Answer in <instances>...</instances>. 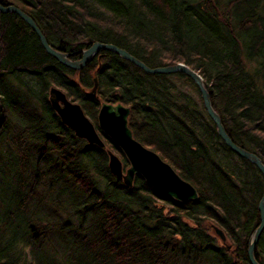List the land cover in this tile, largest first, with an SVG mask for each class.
<instances>
[{
	"label": "trees",
	"instance_id": "trees-1",
	"mask_svg": "<svg viewBox=\"0 0 264 264\" xmlns=\"http://www.w3.org/2000/svg\"><path fill=\"white\" fill-rule=\"evenodd\" d=\"M0 1L28 13L57 49L110 42L152 67H192L229 136L264 163V0ZM50 85L95 124L100 101L129 106L134 137L198 198L161 195L139 174L127 187L105 149L61 122ZM262 190L260 170L221 139L188 75L148 73L110 50L73 69L16 13L0 12V264H251ZM254 254L264 264V229Z\"/></svg>",
	"mask_w": 264,
	"mask_h": 264
},
{
	"label": "water",
	"instance_id": "water-1",
	"mask_svg": "<svg viewBox=\"0 0 264 264\" xmlns=\"http://www.w3.org/2000/svg\"><path fill=\"white\" fill-rule=\"evenodd\" d=\"M12 11L23 19L36 33L41 45L47 53L55 57L62 64L73 69L84 67L87 62L100 50H110L117 53L134 65L140 67L148 73H176L183 72L188 75L197 86L202 98L203 106L207 114L213 120L216 131L233 151L246 158L256 165L263 178V190L258 201L259 222L254 228L247 245V257L251 264H261L255 257V247L264 229V163L254 152L242 147L232 140L227 133L218 112L213 108L210 94L204 85L202 76L198 71L183 62H175L165 65L149 66L140 58L136 57L128 50L114 43L93 41L88 47L74 52L63 51L50 45L45 35L42 33L34 19L13 3H2L0 1V12ZM80 53L77 58H72L73 54ZM97 79L94 77V84L90 92L96 93ZM48 99L53 110L59 116L61 122L71 128L74 134L84 139L88 144H94L106 150L108 155V168L110 172L122 182L131 187L136 174L141 175L144 180L161 195L170 196L177 201L196 200L198 193L195 186L184 179L174 167L165 161L155 150L145 146L134 137L132 129L128 124L130 107L121 102H109L102 100L96 115V125L85 114L83 107L77 101L70 99L64 90L55 85L48 88ZM98 129L106 134L123 152L128 165L124 168L123 161L119 155L108 148L101 137ZM214 231L219 239L225 243L226 249L230 244L226 241L224 231L216 224H213Z\"/></svg>",
	"mask_w": 264,
	"mask_h": 264
},
{
	"label": "rangeland",
	"instance_id": "rangeland-1",
	"mask_svg": "<svg viewBox=\"0 0 264 264\" xmlns=\"http://www.w3.org/2000/svg\"><path fill=\"white\" fill-rule=\"evenodd\" d=\"M24 79L25 80H31V78L28 76H25L24 77ZM185 88L189 91V92H191L192 91V87L191 86H189L188 84H186L185 85ZM109 147V146H108ZM110 148V147H109ZM112 150H114L113 148H111ZM115 152H116V150H114ZM119 156H120V153H118V152H116ZM206 224H207V226H208V228H209V231L210 232H212V233H214V234H216L215 233V231H214V228H213V224H215L214 222H212V221H206ZM30 258H31V256H30ZM30 264H33V262H31Z\"/></svg>",
	"mask_w": 264,
	"mask_h": 264
}]
</instances>
